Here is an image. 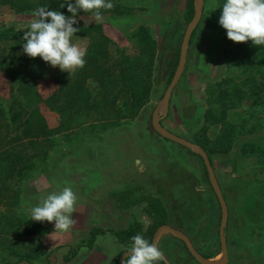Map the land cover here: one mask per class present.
I'll return each mask as SVG.
<instances>
[{"label":"rangeland","instance_id":"374dc122","mask_svg":"<svg viewBox=\"0 0 264 264\" xmlns=\"http://www.w3.org/2000/svg\"><path fill=\"white\" fill-rule=\"evenodd\" d=\"M112 1L118 8L107 10L101 21L90 15L83 16L80 24L91 27L102 23L101 33L109 40L110 50L113 54L120 50L129 59L145 58L147 41L154 42V65L144 104L130 119L83 121L56 132L51 145L43 144L47 154H39L34 169L20 183L18 203L0 205V264H112L126 247L106 234L87 250L82 245L89 230L94 226L121 230L135 223L145 230L150 224L144 212L147 199L160 201L167 224L188 235L196 250L212 257L213 262L222 261L220 208L202 160L187 148L161 138L151 125L153 112L157 109L161 113L162 97L178 65L174 62L179 59L188 25L183 20L186 0ZM221 14L219 0H204L183 73L161 119L167 131L199 147L195 142L204 137L201 127L208 84L236 73L245 57L259 48L251 41L236 44L228 40L226 30L219 25ZM31 16L32 12H16L8 4L0 5V24L19 32L27 30ZM75 35L80 40L73 37V43L87 49L90 37ZM24 43L21 38L6 45V66L0 71V106L9 111L11 92L17 81L24 79L37 91V107L48 127L58 128L59 116L44 101L57 91L56 78L68 72L51 67L40 57H28L23 53ZM248 105L246 97L241 98L236 112L243 113ZM218 130V126L207 130L209 142ZM263 133L254 137H264ZM210 159L228 209L224 231L227 264H264V158L243 155L235 147L227 154L211 153ZM66 186L78 196L73 214L76 223L67 233L51 235L54 222L32 221L30 209L47 194ZM159 247L171 264H197L179 242L166 239Z\"/></svg>","mask_w":264,"mask_h":264},{"label":"trees","instance_id":"16d2710c","mask_svg":"<svg viewBox=\"0 0 264 264\" xmlns=\"http://www.w3.org/2000/svg\"><path fill=\"white\" fill-rule=\"evenodd\" d=\"M70 2L74 4L75 0ZM64 3L65 0H0V5L8 4L16 12L33 13L39 7H47L49 10L60 11L70 16L66 4L63 8L60 7ZM111 3L114 5L111 10L118 8L112 0ZM224 3L226 0H219L221 11ZM101 11L102 14L107 12ZM90 15L93 14L78 12V22L74 25L80 29L76 34L90 37L85 66L71 74L58 76L57 91L44 101L46 106L59 116L58 128L48 127L45 117L37 107L39 95L30 83L23 81L24 79L18 80L15 91L11 92L12 103L9 105V111L6 113L0 106L1 206L9 201L14 205L18 203L21 194L20 183L34 169V161L39 154H47L43 144L48 142L51 145V138L56 132L69 130L71 126L96 118L101 121L110 117L130 119L144 104L145 90L149 85L154 65V42L147 41L145 58L137 56L129 59L120 50L113 54L109 48V40L101 33L102 23L91 27L80 24L83 16ZM193 15L194 0H186L183 13L186 25L192 20ZM23 35L24 32L0 24V71L6 66L7 43L21 39ZM258 47L255 53L245 57L236 73L232 72L220 80L210 82L207 86L206 108L201 127L204 137L202 142L195 143L203 148L210 163L211 153L227 154L235 147L243 155L254 154L264 158V137L259 139L254 137L257 133H263L264 129V45ZM177 61L178 57L174 62L175 67ZM172 77L173 74L169 82ZM90 83L96 84L98 88H92ZM243 97H246L249 105L248 110L240 114L236 111ZM213 126H218L219 130L214 140L209 142L210 138H207L206 132ZM240 138L242 141L237 145ZM144 212L150 219V225L145 230L139 223L121 230H107L94 226L89 230L88 238L82 247L92 250L97 238L106 234H110L118 245L124 248L131 247V238L137 234L152 243L157 228L167 224V215L160 201L156 199H147ZM79 248L78 246L73 250L71 256H74ZM125 249L116 255L112 264L117 263ZM202 255L210 258L206 254Z\"/></svg>","mask_w":264,"mask_h":264},{"label":"clouds","instance_id":"9594fccd","mask_svg":"<svg viewBox=\"0 0 264 264\" xmlns=\"http://www.w3.org/2000/svg\"><path fill=\"white\" fill-rule=\"evenodd\" d=\"M70 16L60 11L39 7L32 13L27 30H24L23 53L30 58L40 57L53 68L71 74L85 64L86 49L73 43L80 31L78 12H90L96 21L102 20L101 10H111V0H65ZM219 25L226 30L228 40L236 44L251 41L253 45H264V0H226L222 6ZM77 194L71 186L44 196L38 206L30 209L31 220L55 224L57 233H67L76 223L73 214L77 211ZM132 244L122 264H159L165 261V253L158 244L150 243L142 235L132 238Z\"/></svg>","mask_w":264,"mask_h":264},{"label":"water","instance_id":"95a60500","mask_svg":"<svg viewBox=\"0 0 264 264\" xmlns=\"http://www.w3.org/2000/svg\"><path fill=\"white\" fill-rule=\"evenodd\" d=\"M203 2L204 0H197V4L194 5V15L192 20L188 23L186 30L184 32V36L182 39L181 47H180V54H179V59H178V65L174 71L173 77L162 97L161 100V113L159 110H155L152 114V119H151V125L155 133L159 135L161 138L171 141L177 145L183 146L196 154L203 162L209 184L213 190V193L215 194V197L220 205L221 209V220H220V226H219V242H220V253L222 255L223 260L221 262H213L212 260L206 259L203 257L193 246L191 240L181 231L173 229L169 225H162L157 230L155 231L152 242L154 244H158L161 237L164 234H168L172 236L175 239H178L184 243L186 246L187 251L191 255V257L198 263V264H227L228 263V252L226 248V239H225V227L227 223V218H228V210L227 206L225 203V200L223 198L221 189L219 187V184L217 182V179L215 177L213 168L211 166L209 157L205 153V151L199 147L198 145L191 143L185 139H182L169 131H167L163 126L161 125V119L164 118L168 112V107H169V101H170V96L171 92L173 91L174 87L178 83L184 67H185V62H186V57L188 53V48H189V43H190V38L191 34L193 32V29L199 19L201 18L202 15V9H203ZM195 3V0H194ZM128 251H125L117 260L116 264H122V261L124 258L129 255L127 253ZM164 264H169L168 261L165 259V261H162Z\"/></svg>","mask_w":264,"mask_h":264},{"label":"crops","instance_id":"0c3cea01","mask_svg":"<svg viewBox=\"0 0 264 264\" xmlns=\"http://www.w3.org/2000/svg\"><path fill=\"white\" fill-rule=\"evenodd\" d=\"M215 195V194H214ZM218 202V201H217ZM226 203V202H225ZM219 204V203H218ZM227 206V205H226ZM219 208H220V205H219ZM228 210V209H227ZM220 214H221V209H220ZM220 217H221V215H220ZM228 219V218H227ZM221 220V219H220ZM150 225V224H149ZM148 225V226H149ZM166 225H168V224H166ZM147 226V227H148ZM170 226V225H169ZM146 227V228H147ZM171 227V226H170ZM173 228V227H172ZM173 229H175V228H173ZM176 230H178V229H176ZM180 231V230H179ZM182 232V231H181ZM182 233H184V232H182ZM185 234V233H184ZM186 235V234H185ZM188 238H189V236L188 235H186ZM170 240L171 242H179L180 244H182V245H184V243L182 242V241H180V240H178V239H175V238H173L172 236H170V235H168V234H164L162 237H161V239H160V241H159V243H158V246H159V244H160V242L162 241V240ZM190 239V238H189ZM191 240V239H190ZM185 246V245H184ZM186 247V246H185ZM187 250V249H186ZM198 251V250H197ZM199 252V251H198ZM189 253V252H188ZM200 253V252H199ZM201 254V253H200ZM221 254V253H220ZM202 255V254H201ZM191 256V255H190ZM203 256V255H202ZM222 256V255H221ZM229 257V256H228ZM166 258V257H165ZM206 259H209V260H211L212 259V257H210V258H206ZM166 260L168 261V263L169 264H171L173 261L169 258V257H167L166 258ZM222 260H223V258H222ZM195 261V260H194ZM228 261H229V259H228ZM196 262V261H195ZM219 262H221V261H219ZM162 264H164L163 262H161ZM197 263V262H196ZM198 264V263H197Z\"/></svg>","mask_w":264,"mask_h":264},{"label":"flooded vegetation","instance_id":"af4514ba","mask_svg":"<svg viewBox=\"0 0 264 264\" xmlns=\"http://www.w3.org/2000/svg\"><path fill=\"white\" fill-rule=\"evenodd\" d=\"M166 225V224H165Z\"/></svg>","mask_w":264,"mask_h":264}]
</instances>
